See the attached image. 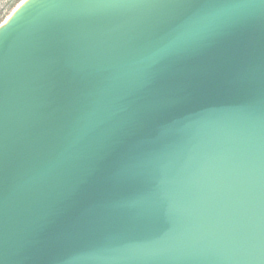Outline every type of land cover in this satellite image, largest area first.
<instances>
[{
  "label": "water",
  "instance_id": "1",
  "mask_svg": "<svg viewBox=\"0 0 264 264\" xmlns=\"http://www.w3.org/2000/svg\"><path fill=\"white\" fill-rule=\"evenodd\" d=\"M21 3L0 264H264V0Z\"/></svg>",
  "mask_w": 264,
  "mask_h": 264
},
{
  "label": "trees",
  "instance_id": "2",
  "mask_svg": "<svg viewBox=\"0 0 264 264\" xmlns=\"http://www.w3.org/2000/svg\"><path fill=\"white\" fill-rule=\"evenodd\" d=\"M21 0H8L4 3L1 11H0V23L9 15V13L13 10V8L20 2Z\"/></svg>",
  "mask_w": 264,
  "mask_h": 264
},
{
  "label": "snow or ice",
  "instance_id": "3",
  "mask_svg": "<svg viewBox=\"0 0 264 264\" xmlns=\"http://www.w3.org/2000/svg\"><path fill=\"white\" fill-rule=\"evenodd\" d=\"M29 2H30V0H22L21 6L19 7V9H20L22 6L28 4ZM7 22H8V20L5 21L3 24H0V30H2V29L4 28V26L7 24Z\"/></svg>",
  "mask_w": 264,
  "mask_h": 264
},
{
  "label": "rangeland",
  "instance_id": "4",
  "mask_svg": "<svg viewBox=\"0 0 264 264\" xmlns=\"http://www.w3.org/2000/svg\"><path fill=\"white\" fill-rule=\"evenodd\" d=\"M8 0H0V11L4 5L5 2H7ZM1 16V15H0Z\"/></svg>",
  "mask_w": 264,
  "mask_h": 264
}]
</instances>
